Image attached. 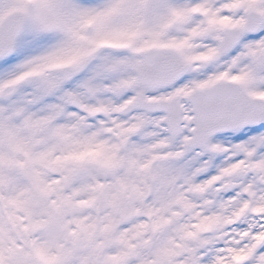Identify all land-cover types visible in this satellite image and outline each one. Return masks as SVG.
Segmentation results:
<instances>
[{"label":"snow or ice","instance_id":"1","mask_svg":"<svg viewBox=\"0 0 264 264\" xmlns=\"http://www.w3.org/2000/svg\"><path fill=\"white\" fill-rule=\"evenodd\" d=\"M0 264H264V0H0Z\"/></svg>","mask_w":264,"mask_h":264}]
</instances>
